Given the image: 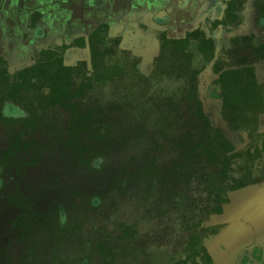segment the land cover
I'll return each instance as SVG.
<instances>
[{
	"label": "rangeland",
	"instance_id": "1",
	"mask_svg": "<svg viewBox=\"0 0 264 264\" xmlns=\"http://www.w3.org/2000/svg\"><path fill=\"white\" fill-rule=\"evenodd\" d=\"M152 19L137 17L99 37L100 43L93 40L105 51L104 63L123 70L122 78L93 85L85 97V108L108 117L106 137L98 142L91 135L85 138L95 145L86 159L100 154L89 164L75 160L66 143L68 113L58 109L44 115L45 124L29 136L38 149L30 151L26 164L12 170L0 167V264H173L201 247L216 264H241L242 257L253 254L260 258L251 264H264V105L248 128L232 130L216 113L220 93L212 84L215 64H226L232 56L230 39L244 33L209 25L214 58L205 63L190 48V62L170 46L161 48L159 37L167 33L166 25ZM208 19L199 15L186 26L176 23L178 37L187 29H206ZM171 33L167 35L173 39ZM76 37L48 41L61 51L62 42L71 44ZM41 43L32 52L47 44ZM68 47L63 54L67 66L87 62L91 69L88 43ZM4 50L6 55H1L11 59L12 70L22 65L10 44L1 46ZM188 64L201 68L197 82L204 112L230 146L213 158L200 155L190 164L189 181L178 183L174 164L182 157L178 142L186 133L188 111L177 101L189 82L183 72ZM257 71L264 79V62ZM18 127L19 118L0 114V155ZM226 157L235 164L228 180L250 173L260 179L258 187L248 186L256 191L225 193L214 182ZM15 196L31 206L32 224L25 231L15 224L21 211ZM218 197L228 198L221 212L213 203ZM253 247L258 252L252 254Z\"/></svg>",
	"mask_w": 264,
	"mask_h": 264
},
{
	"label": "trees",
	"instance_id": "2",
	"mask_svg": "<svg viewBox=\"0 0 264 264\" xmlns=\"http://www.w3.org/2000/svg\"><path fill=\"white\" fill-rule=\"evenodd\" d=\"M233 8L234 4L228 8L232 13H230L229 18V20L232 19V22L237 19L233 14ZM262 13L264 15V9H262ZM36 20L34 17V24ZM219 23L227 24L225 20ZM102 27L107 29L108 25L105 24ZM95 35V33L92 36L90 35L92 39L88 37L89 41L87 42L85 36H82L77 44L79 47H84L87 43L90 46L91 69L88 68L87 62H81L76 67L66 66L60 54L52 50H43L39 59L31 56L27 65L19 68L11 81L8 72V62L0 57V98L2 102L19 100L20 103L24 104L20 101L23 98V91L36 89L37 94L46 106L45 108L63 107L70 115L67 126L69 133L67 145L71 147L74 156L81 161L86 159L84 153L92 149L91 144L85 140L86 135H91V139L98 142L107 136V130L109 132L108 122L106 121L108 117L100 118L98 109L89 110L84 107L86 94L95 84L108 83L123 76V70L120 67L108 66L104 63L103 56L105 51H101L98 48V43L93 42V36ZM96 39L100 43V38ZM244 39L248 40L249 38ZM232 40L236 43V39L233 38ZM160 43L164 51L169 49L168 47L170 46L174 51L186 56L190 62L193 59L190 48L196 49L202 55L205 63L210 62L215 54L213 39L207 37V34L201 29L188 32L184 38L178 39L168 38L166 33L162 32ZM252 50L257 56L256 59L259 57L264 58V46L258 49L253 48ZM248 57L249 54H246V58ZM246 58H244L245 61L241 62L247 64ZM217 66L218 63L215 66V71L219 73ZM183 72L189 78V82L184 89L183 97L177 101V106L185 107L188 113L187 119H184V123L187 125L186 133L179 137L182 138L181 140L178 138V144L182 149V157L179 162L174 164V175L178 183L189 181L190 164L200 155H207L213 158L217 156L219 149H229V144L226 143L218 131L212 128L208 118L203 113L202 103L198 97L196 77L200 73V69L188 64V68ZM76 76L80 78V82L75 85L74 77ZM217 82L224 92V111L229 113L238 112L235 121H238L239 124L242 122L243 124L241 125L244 126L250 120L247 112L258 111L263 105L264 87L257 83L254 68L247 66L243 69L223 72L219 75ZM43 89H48L49 94L47 96L41 93ZM26 105L29 107L28 104ZM27 106L26 109L30 111ZM31 114L34 116V111ZM23 122L24 127H35L40 124L32 118ZM196 133H198V136H196ZM195 136L196 138H194ZM20 145L24 144H21L17 139L11 143V147L6 151L4 158H0V167L2 169H9L6 161H9L11 157L18 153ZM98 154H100V151H96L94 157ZM223 166L221 177H226L227 173L232 170L230 157L224 159ZM218 182L220 186L219 178ZM251 184L253 187H258L259 183L237 180L232 183H225L223 188L225 192L249 194L252 191H256L248 187ZM12 199L21 207V211L15 219V224L22 228V231H25L32 224V217L28 211L31 206L19 196H15ZM222 202L227 203L228 198H215L213 203L216 205L214 206L216 211L220 212ZM173 264H214V260L208 249L201 247Z\"/></svg>",
	"mask_w": 264,
	"mask_h": 264
},
{
	"label": "flooded vegetation",
	"instance_id": "3",
	"mask_svg": "<svg viewBox=\"0 0 264 264\" xmlns=\"http://www.w3.org/2000/svg\"><path fill=\"white\" fill-rule=\"evenodd\" d=\"M232 4H234L233 14L237 18L233 22L231 21L232 19L229 20L231 12H230V10H228L229 6ZM222 7H223V13L219 18L215 17L214 15L206 16V18L207 17L209 18L208 20H210L211 23L209 21L207 22L206 29L202 28V27L197 28V29H201L205 34H207V30H209V25H210L211 27H216L218 29L217 31H222V30L227 31V29H232V30H241L244 33L242 35L238 34L237 36H234L230 39V42L232 44L231 48L233 49L231 51L232 56L230 57V59H228V62L226 64L221 65V63H218V66L216 68L219 69V71H220L219 73H216V71H215V66L217 63L215 64L214 72L216 73L217 77L213 80V83H212L214 85L213 87L218 88L219 93H220L219 99H218L219 102H216L214 105V106H216V111H217L216 113H220L221 118L228 123L229 127L232 130L242 131V130H245L246 128H248L251 125V123L255 121L253 119L254 116H252V115H255L257 113V111L247 112V116H249L250 120L247 121L244 126L241 125V124H243L242 122H241V124H239L238 121H235V119L237 117L236 114L238 112L229 113L227 111L226 112L224 111V95H223L224 92L221 89L217 80H218L219 75L223 72H228L230 70H239V69H243L247 66H252L254 68V71H255V77H256L257 83L260 86L264 87V79L262 78V76L259 75V72L257 71L258 64L264 62V58L262 59V57H259L258 59H256L257 56L255 55V53L252 50L253 48L258 49L261 46H264V15L262 13V9H264V0H229V1L222 0ZM248 7L252 8V9H250L249 12H247ZM92 15H93L92 16L93 19L88 21V22L92 23L91 25L88 24V22L84 23V21H82L84 19V17H82V20H79L81 18H75L76 20H74V21L76 23L72 22V20H71L72 18H70L67 21H61L59 23L53 22L51 24L52 29H50V31H48L47 28L45 27L47 25L49 26L48 23H46L45 26H44V24L41 26L39 25V23L43 17L42 14L40 12L33 13L32 16H30L28 18V20L25 22V25L23 26L24 28H20L17 31L15 30L12 33V37L10 38V40H8L6 42H4V41L0 42V48H1V46H3L5 48L7 44H10L12 49H14L15 53L22 58V59H20L21 62H23L22 65H19L18 67L16 66V68L14 70H12L11 65H10L11 59L8 57L6 58L5 56L1 55L2 53H4L6 55V51L5 50L0 51V57H2L4 60H6L8 62V72L10 75V80L12 81L13 77L15 76V74L17 73V70L19 68L27 65L31 56L33 58L39 59L41 56V52L43 50H52V51L60 54L62 59H63L64 65H66L65 61H64L63 54H64V50L68 47L67 45L69 43L64 41L65 42V44H64L62 42L63 48L61 49V51H56L53 47L51 48V44H50L51 42L49 43V41H48L49 39L54 38L55 36H60V38H61L60 40L62 41L63 37H64V39H66V36L72 37V36L78 35V37L73 39L72 43L69 44L68 48H70L71 46L77 47V48H84V47H86V45L84 47H79L77 45L78 41L80 40V38L82 36H85V39L87 42V41H89L87 38L90 37V35L92 36L94 33L96 35L93 36V40L96 38L102 37V35H105L107 32L111 35L112 30L115 28V26L118 27V25L128 24L129 22H132V21L136 22L135 17H133L131 15L127 16L126 14H125V16L124 15L119 16L118 14H115L114 16H112L110 19H107V20H106V17L97 18L96 15L94 14V12ZM75 16H76V14H75ZM34 17L37 19L35 24L33 23ZM65 19H66V17H65ZM224 20L227 24L219 23L220 21H224ZM251 22L253 23V25H251V24L246 25V23H251ZM69 24L71 25V28H68ZM105 24L108 25L107 29L102 27ZM243 24L246 25V26L245 25L243 26L245 28L241 27ZM92 25L95 26L93 29H91ZM172 26L174 28L177 25L173 24ZM41 30H43V31H41ZM166 30H167V33L165 31H163V32H165L167 35V34H169L170 31L168 28H166ZM38 31H40L41 33ZM191 31H193V30L185 31L184 32L185 35L183 36V38L186 36V34L188 32H191ZM80 34H82V35H80ZM171 34L173 36L172 37L173 39L182 38V37H178L179 34H181V32H178L177 30H173ZM167 37H168V35H167ZM207 37H210V36L207 34ZM90 38L92 39V37H90ZM160 38H161V34H160L159 39ZM233 38L236 39V43L233 42V40H232ZM244 38H249V39L246 40ZM213 41H214V45H215V40H213ZM36 42H38V44H37L38 46H39V44L40 45L42 44L41 42H47V44L45 46L40 47V48L38 47L39 51L37 53H34V52H32V49H35L33 47L36 46ZM52 43H55V42H52ZM8 51L10 52V50H8ZM215 51H216V45H215ZM246 54H249L248 58H246ZM244 58H246L247 64L241 62V61H245ZM230 61H232V63ZM79 64H77L75 66H69V67H76ZM199 66L202 68V66H203L202 63ZM200 67H198V68H200ZM198 74H197V76H198ZM79 82H80V78H78L77 76L74 77L75 85L78 84ZM197 86H198V82H197ZM198 92H199V90H198ZM41 93L43 95L47 96L49 94V91H48V89H43ZM22 96H23V98L20 101H22L24 104L20 103L19 100L18 101L7 100L5 102H2V100L0 98V112H1V109L4 107L5 103H8V104L18 106L25 113V115L22 118H19L18 130L11 137V139L9 140L8 146L5 148V150L0 155V158H4L6 151L11 147V143L13 141H15L16 139L19 140L21 142V144H24V145H20L21 146L20 150L18 151V153H16V155L11 157L9 159V161H6L9 168H11V170L19 168L20 166L22 167L24 164H26L27 158L30 159L29 158L30 157V154H29L30 151L33 149H38V145H37L38 142L34 138L29 137V136L34 134L38 129L42 128V126L45 124L44 117L51 114L55 110H58V109L65 110L63 107L45 108L46 106H45L44 102H42L39 95L37 94L36 89H29V90L26 89L23 91ZM198 97H199V94H198ZM199 100H200V98H199ZM84 101H85V99H84ZM200 102H201V100H200ZM26 104H28L29 107ZM263 105H264V92H263ZM26 106L28 108H30V111H28L26 109ZM43 108H45V109H43ZM202 108H203L204 115L207 117V115L204 112L203 103H202ZM33 111H34V116L31 114V112H33ZM29 118L35 119L36 122L37 123L39 122L40 124L38 126H35V127H32V126L24 127L23 121L27 120ZM69 118H70V115L68 113V119H67V124H66V135H67L66 136L67 137L66 143L68 142V134H69L68 133V127H67ZM208 120H209L210 125L213 128V125L211 124L209 118H208ZM236 125H238V127H236ZM215 129L220 133L221 129H218V128H215ZM229 146H230V144H229ZM69 148L71 150V147H69ZM91 148H92L91 150H87L86 152H93L95 150V145H91ZM71 153H72V156H74V153L72 151H71ZM85 153H84V155H85ZM247 156H249V154H247ZM74 158H76L75 160H77L78 162H85L86 164H88L94 158V156L92 157L91 160L85 159L84 161L79 160L76 156H74ZM230 161H231V169H233L235 164L232 162V159H230ZM223 167L224 166H222L220 175L218 177L213 178V180L215 179L214 182L216 184H219V182L217 183L218 178H219V181L221 183L220 186L222 188L225 186V183H228V182L232 183L233 181H237V180H243L245 182L260 183V179L251 177V175H249L250 173L248 171H246V173H249V174H246V175H244L238 179H234V180L229 181L228 179H229L230 172L227 173L226 177H221ZM228 192L230 194L232 193L231 191H228ZM224 198H226V197H224ZM222 203H225V202H222ZM260 211H262V208H260ZM260 211L258 210L259 213H261ZM260 223L264 224L263 222H260ZM254 251L258 252L256 247H253V250L250 252L253 254V253H255ZM245 255H247V254H245ZM249 257L250 258H247V259H246V257H242L241 258V264L255 263L257 261V259L260 258L258 255H254V254L252 256L250 255ZM214 264H216L215 260H214Z\"/></svg>",
	"mask_w": 264,
	"mask_h": 264
},
{
	"label": "crops",
	"instance_id": "4",
	"mask_svg": "<svg viewBox=\"0 0 264 264\" xmlns=\"http://www.w3.org/2000/svg\"><path fill=\"white\" fill-rule=\"evenodd\" d=\"M35 12L43 16L40 26L49 24L45 26L48 31L52 29L53 22L59 23L70 18L75 22V18L82 20L84 17L82 21L87 23L93 19V12L97 18L106 17V20L115 14L135 18L152 16V21L156 20L173 31L179 27L173 28V24L186 26V23L196 21L199 15L203 19L209 15L219 18L223 7L222 0H0V42L10 40L12 33L24 28L25 22ZM94 27L92 25L91 29Z\"/></svg>",
	"mask_w": 264,
	"mask_h": 264
},
{
	"label": "clouds",
	"instance_id": "5",
	"mask_svg": "<svg viewBox=\"0 0 264 264\" xmlns=\"http://www.w3.org/2000/svg\"><path fill=\"white\" fill-rule=\"evenodd\" d=\"M2 114L4 117H12V118H22L25 113L22 109H20L17 106L5 103L3 109H2ZM99 160L96 161L97 166H99ZM61 220H63V217H61Z\"/></svg>",
	"mask_w": 264,
	"mask_h": 264
}]
</instances>
